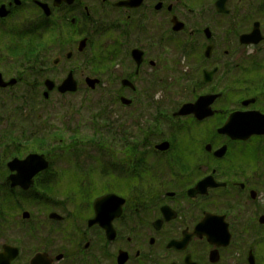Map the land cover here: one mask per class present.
<instances>
[{
	"label": "flooded vegetation",
	"instance_id": "flooded-vegetation-1",
	"mask_svg": "<svg viewBox=\"0 0 264 264\" xmlns=\"http://www.w3.org/2000/svg\"><path fill=\"white\" fill-rule=\"evenodd\" d=\"M69 71L128 99L124 120L112 118L123 153L93 147L108 157L109 190L37 220L21 206L53 203L37 187L60 179L63 152L37 109L63 96ZM31 154L46 167L32 173L20 162ZM4 201L19 218L6 219ZM42 220L41 247L31 241ZM4 231L23 236L0 240V257L15 250L9 264H264V0H0Z\"/></svg>",
	"mask_w": 264,
	"mask_h": 264
},
{
	"label": "rangeland",
	"instance_id": "rangeland-1",
	"mask_svg": "<svg viewBox=\"0 0 264 264\" xmlns=\"http://www.w3.org/2000/svg\"><path fill=\"white\" fill-rule=\"evenodd\" d=\"M71 45L68 49H72V46L75 43L71 42ZM61 44L52 43L50 58L51 60L56 58L57 50ZM85 53L82 57H77L76 55L70 60V63L80 64L83 61H86L92 50L85 49ZM59 54V53H58ZM61 55V54H59ZM63 57V54H62ZM86 59V60H85ZM64 75V74H63ZM92 76L87 70L84 71L82 76ZM61 74L56 75L54 72L51 74L52 79L60 78ZM77 79H80L78 84V89L74 93H65L61 97L56 92H53L50 97L49 107L43 106L38 110L40 114L43 112L47 114V117L50 119L51 130H50V139L52 146H63V152H56L53 156V161L59 160L58 167L60 169L61 176L56 182L45 186H38L37 190H42V196L49 197L53 200V203L48 204L42 199L40 202H35L32 204H24L21 206V209L28 210L31 214H34L37 220L46 219V216L49 211H56L58 214L63 215V202H67L66 205L69 210L73 211L72 204L85 200L86 198H92L96 194H101L109 190L107 183L108 176L107 170H101L106 162L108 157L105 153H102V150H97L96 148H91L92 145L88 144L86 136H92L95 134L98 136V133H94L96 128L100 129L102 132V140L100 142V137L97 139V143L100 144L98 147H104L107 151L108 148L114 149V154L116 153L119 156L122 151L119 150L121 143L115 141L114 129L111 127L114 125L112 122L113 119L124 120V116L128 115L125 111V108L118 101L113 102L114 96H116V91L111 89H103V87H95L90 89L82 81V78L79 76V73L75 75ZM107 77V76H106ZM152 91V90H151ZM168 100L172 99L170 96V91ZM125 98V97H124ZM141 98V97H140ZM172 100L169 102L171 104ZM166 105V104H164ZM33 107L21 106L20 113L22 110L29 111ZM36 108V107H34ZM48 111V112H47ZM33 114L32 112H28ZM126 114V115H125ZM124 115V116H123ZM109 119V122H108ZM95 128V129H94ZM75 130L78 131L79 135L82 137L80 140V145L72 149L71 147L67 149L70 144H73L75 141L79 140L78 136H74ZM119 130H123V127H120ZM62 140V143L58 141ZM78 144V143H77ZM94 146V147H97ZM91 148V149H90ZM66 149V150H64ZM102 151V152H101ZM121 152V153H120ZM77 155V156H76ZM86 189V190H85ZM2 212L8 214L7 220L11 221L16 216L19 218V209L14 206V204H7L6 201L2 204ZM9 212V213H8ZM4 215V214H3ZM5 217V216H3ZM42 220L37 227L40 228V234L37 239L31 241L35 246H43L45 242V229L47 224H44ZM63 228V222L61 227ZM58 229V230H59ZM60 232V231H59ZM56 235V236H55ZM54 240L59 242V238L62 237L60 234L55 232ZM22 235L12 234L11 232H5L0 237L1 241L17 243L19 238H22ZM54 250L60 251L63 246H52Z\"/></svg>",
	"mask_w": 264,
	"mask_h": 264
},
{
	"label": "water",
	"instance_id": "water-1",
	"mask_svg": "<svg viewBox=\"0 0 264 264\" xmlns=\"http://www.w3.org/2000/svg\"><path fill=\"white\" fill-rule=\"evenodd\" d=\"M97 80H93V79H87V83L89 84L90 87H94L95 83H96ZM46 86H47V90H51L53 89L54 87V83L50 80H46ZM77 89V86H76V83L75 81L73 80L72 76H71V73L68 74V76L62 81V83L58 86V91H60L61 93H64V92H74L76 91ZM47 95V92H45V96ZM123 101L124 98H122ZM157 147H166V144H160L158 145ZM37 162H43V164L41 166H36V165H33ZM22 164L25 165L27 168H31V171L32 173H35L36 171H38L39 169H42L46 166V162L43 161L42 157L39 156V155H29L27 156V158L22 161ZM36 167V168H35ZM113 196V194H108V195H105L104 197L102 198H99L96 200V202H100V201H103L105 199H107L108 197H111ZM51 217H58L57 214L55 213H51L50 214ZM15 250L12 248V247H9V246H5L4 248V253H3V257H0V264H9L10 260L14 257L15 255ZM42 256H44V254H37L34 258H33V261L34 260H38L40 259Z\"/></svg>",
	"mask_w": 264,
	"mask_h": 264
},
{
	"label": "trees",
	"instance_id": "trees-1",
	"mask_svg": "<svg viewBox=\"0 0 264 264\" xmlns=\"http://www.w3.org/2000/svg\"><path fill=\"white\" fill-rule=\"evenodd\" d=\"M95 129V128H94ZM94 133H98L99 135L98 136H96L95 134H93L92 136H86V139H87V142H88V144H90V145H92L94 142H97V139L100 137V139H98L99 140V143L101 142H104V141H100V140H102L101 138V136L103 135L102 134V132H101V130L98 128H96V130H95V132ZM74 136H78L79 137V140L78 141H75L73 144H70L69 145V147H76L77 146V143L79 144L80 143V140H81V136L79 135V133H78V131L77 130H75V134H74ZM100 143V144H101ZM97 144V143H96ZM100 144H98L99 146H100Z\"/></svg>",
	"mask_w": 264,
	"mask_h": 264
}]
</instances>
